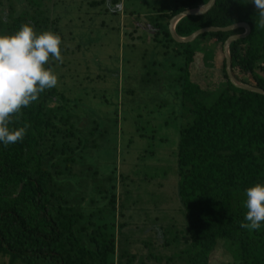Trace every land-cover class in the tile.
Returning a JSON list of instances; mask_svg holds the SVG:
<instances>
[{"label":"trees","instance_id":"trees-1","mask_svg":"<svg viewBox=\"0 0 264 264\" xmlns=\"http://www.w3.org/2000/svg\"><path fill=\"white\" fill-rule=\"evenodd\" d=\"M165 2L153 7L158 22L152 40L164 48L168 43L183 46L175 49L183 56L175 96L186 122L178 128L174 156L175 196L184 226L178 232L161 229L166 234L161 245L170 249L169 255L148 252L144 258L158 264H210L220 242L237 264H264V224L258 231L240 227L245 189L264 183V95L230 84L222 54L223 80L214 96L193 80L189 68L197 38H215L221 53L225 38L243 28L175 42L167 31L168 19L207 0ZM25 3L15 14L12 9L0 14V35L28 23L36 32L50 30L63 38L43 0ZM257 20L250 0H215L205 13L179 18L174 32L184 37L204 26L246 23L249 32L228 44L230 70L239 82L264 90V29L255 26ZM54 64L50 59L46 67ZM76 101L57 86L46 90L22 109L14 125L30 124L23 140L7 147L0 143V259L6 264H144L141 255L130 251L121 227L116 229L108 218L116 199L112 170L99 175L83 160L96 146L93 137L101 139L108 126L100 128L96 118L78 112ZM81 115L88 118L85 129L77 123ZM142 244L150 248L152 243Z\"/></svg>","mask_w":264,"mask_h":264},{"label":"rangeland","instance_id":"rangeland-1","mask_svg":"<svg viewBox=\"0 0 264 264\" xmlns=\"http://www.w3.org/2000/svg\"><path fill=\"white\" fill-rule=\"evenodd\" d=\"M90 1L99 0H43L45 13L56 18L63 32V63L52 68L59 90L77 99L76 110L96 118L100 128L108 126L101 139L93 137L96 146L83 158L99 175L112 170L115 177V208L108 218L121 227L130 251L141 255L144 264H158L144 256L171 252L161 245L166 235L161 229L184 226L175 196L174 156L178 128L186 122L175 96L183 63L175 49L183 46L168 43L164 48L152 40L158 22L153 7L171 0ZM23 7L25 0H0L1 15ZM195 45L190 76L214 96L223 80L222 52L215 38L199 37ZM87 119L81 115L80 128L88 127ZM146 241L150 248L142 244ZM0 264H6L4 259ZM210 264L237 263L219 242Z\"/></svg>","mask_w":264,"mask_h":264},{"label":"clouds","instance_id":"clouds-1","mask_svg":"<svg viewBox=\"0 0 264 264\" xmlns=\"http://www.w3.org/2000/svg\"><path fill=\"white\" fill-rule=\"evenodd\" d=\"M258 15L256 27L264 29V0H250ZM62 39L53 31L36 32L24 23L10 35H0V143L5 147L23 140L30 124L16 127L22 109L38 101L40 94L58 85V74L49 65L63 63ZM245 214L241 228L258 231L264 224V183L244 191Z\"/></svg>","mask_w":264,"mask_h":264},{"label":"water","instance_id":"water-1","mask_svg":"<svg viewBox=\"0 0 264 264\" xmlns=\"http://www.w3.org/2000/svg\"><path fill=\"white\" fill-rule=\"evenodd\" d=\"M214 1L215 0H207V2L202 6H199L197 8L185 9V10H182V11L177 12L176 14L172 15L168 19V22H167V29H168V33H169L170 37L175 42L184 43V42L192 41L195 37H197L198 35H200L202 33L215 32V31H228V30H231V29H234L237 27H242L243 28L242 33L230 34L222 42L221 52H222V56L224 59V72H225L226 78L228 79L230 84H232L234 87L264 95L263 89H260L256 86H253V85L241 83L238 80H236L234 78V76L232 75L231 70H230V59H229V53H228V44L237 38L244 37L249 32V27L246 23L236 22V23L224 26V27L210 26V25L204 26V27H201V28L194 30L189 35L184 36V37H180L174 32V24L179 18L186 16V15L203 14L213 5Z\"/></svg>","mask_w":264,"mask_h":264}]
</instances>
